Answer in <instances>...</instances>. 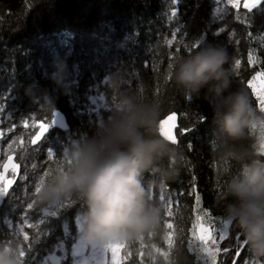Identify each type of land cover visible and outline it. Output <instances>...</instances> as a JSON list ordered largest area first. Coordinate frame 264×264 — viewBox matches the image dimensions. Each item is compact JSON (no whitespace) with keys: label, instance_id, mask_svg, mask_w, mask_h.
I'll return each instance as SVG.
<instances>
[{"label":"trees","instance_id":"obj_1","mask_svg":"<svg viewBox=\"0 0 264 264\" xmlns=\"http://www.w3.org/2000/svg\"><path fill=\"white\" fill-rule=\"evenodd\" d=\"M242 5L243 0L239 7L228 0H0V170L11 154L20 165L0 209V260L11 254L17 264H75L71 253L84 232V201L72 196L44 203L36 189L69 164L66 152L129 92L155 102L159 121L177 118L176 143H170L184 160L174 179L146 175L148 195L162 209L161 226L121 241V264H264L235 223H220L226 220L220 209L224 185L239 165L214 149L217 125L209 103L187 96L173 76L168 79L170 64L209 43L222 45L229 52L225 67L233 89L246 90L264 113L248 87L251 81L256 89L253 77L264 82V2L253 9ZM56 57L68 65L62 87L51 79ZM113 74L119 77L116 88ZM44 95L54 98V107L44 105ZM56 109L67 116V131L53 127ZM41 124L48 131L35 146ZM262 134L264 128L253 129L258 148ZM202 230L212 234L209 241H199Z\"/></svg>","mask_w":264,"mask_h":264},{"label":"clouds","instance_id":"obj_2","mask_svg":"<svg viewBox=\"0 0 264 264\" xmlns=\"http://www.w3.org/2000/svg\"><path fill=\"white\" fill-rule=\"evenodd\" d=\"M228 63L227 48L209 43L177 61L173 80L187 96L209 103L217 125L214 149L239 165L224 185L221 212L239 228L251 252L264 256V154L253 141V129L264 128V113L253 107L246 90L233 89ZM54 67L51 79L62 87L68 65L56 57ZM118 82L119 77L111 75L113 88ZM27 93L36 98L33 86ZM43 99L45 106L54 107L52 96ZM159 117L155 102L122 92L103 123L66 152L70 163L53 173L39 193L40 201L81 198L86 205L82 239L88 244L131 241L153 233L161 226L162 209L148 195L145 177L159 173L161 179H174L184 160L178 147L159 135ZM165 160L168 166L162 167ZM0 264L17 261L9 254Z\"/></svg>","mask_w":264,"mask_h":264},{"label":"snow or ice","instance_id":"obj_3","mask_svg":"<svg viewBox=\"0 0 264 264\" xmlns=\"http://www.w3.org/2000/svg\"><path fill=\"white\" fill-rule=\"evenodd\" d=\"M228 3L232 4L233 7H239L240 4H241V0H228ZM259 3H261V0H243V8L244 9H253L255 8ZM173 15H175V13H173ZM171 43V42H169ZM191 50V49H190ZM236 67H239V61H236ZM173 69H174V66L172 64L169 65V75H168V79H171L172 76H173ZM258 76L261 75L260 73L257 74ZM256 77H253V80H255ZM248 87L249 88H252V90L254 92H257V95L259 98V104L261 106V111H264V93H261L259 90H256L252 84L251 81H249V84H248ZM167 119H174V116H168ZM56 123L55 120L52 121V124L54 125ZM167 123V120H161L159 121V133L162 137H164L166 140H168L169 142L175 144L176 143V137L172 134H170L168 131H166L164 128H163V125ZM40 128H41V134L43 133V131L45 130L46 126L44 124H41L40 125ZM262 137H264V134L261 135ZM41 136L40 135H37L33 140H32V143L35 144L38 140H40ZM260 149L262 151V154H264V139L261 140L260 142ZM47 155L49 157H52L53 153H52V150L49 149L48 150V153ZM12 157L9 156L8 157V163H6L5 165H3V167L6 169V170H11L12 174L13 175H16L17 174V170L19 168V165L17 164H14L12 163ZM226 160V159H225ZM70 163V161H69ZM62 168V167H61ZM60 168V169H61ZM53 173L51 175L48 176V181L49 179L52 177ZM5 177H4V174L3 173H0V181H4ZM13 183V181L11 180H8L7 181V184L6 185H0V195H5L7 194V186H10L11 184ZM37 193L40 192V189L37 188L36 189ZM79 201H81L79 198H77ZM163 199V197L161 198ZM199 199V197L197 198ZM29 207H31V205H29ZM55 214V213H53ZM169 215H171V213H169ZM220 223H222L224 225L225 228H228L230 225H233L234 222L232 221H229V220H221ZM28 228H31L33 227L32 224H28L27 225ZM167 227L169 229H171L173 227V224L172 223H168ZM211 233H208L207 235L204 234V232H201V234L199 235L198 239L199 241H201L202 243L203 242H207L211 239ZM225 238V235L223 233L220 234V239L223 240ZM23 239L27 240L29 239V236H28V233L27 232H24L23 233ZM245 245H247V241L245 240L244 241ZM123 245L121 244H118V243H110L107 245V248L111 250V256H112V260H113V264H121V261H120V257H121V249H122ZM203 251L205 253H207L209 256L212 255L211 253V250L208 249L207 247H205L203 249ZM26 255V253L23 251L21 253V257H24Z\"/></svg>","mask_w":264,"mask_h":264},{"label":"water","instance_id":"obj_4","mask_svg":"<svg viewBox=\"0 0 264 264\" xmlns=\"http://www.w3.org/2000/svg\"><path fill=\"white\" fill-rule=\"evenodd\" d=\"M263 2H264V0H261V3H259L256 7H258V6H259L260 4H262ZM256 7H255V8H256ZM53 120L56 121V123H55L54 125L52 124L54 128L59 129V130H61V131H67V130L69 129V121H68V118H67V116L65 115V113H63V111H61V110H59V109H56V110L53 112L52 121H53ZM45 126H46V125H45ZM164 129H165L166 131H168L170 134H172V135L175 136V133H176V131H177V129H178L177 118L174 116V119H167V123H165V127H164ZM47 131H48V126H46V128H45V130L43 131L42 134H41V128L39 129V132L37 133V135H40L41 138H40V140H38V141L34 144L35 146H36V145H39V144L43 141V139H44V137H45ZM37 135H36V136H37ZM36 136H35V137H36ZM35 137H34V138H35ZM34 138H33V139H34ZM9 156H11V157L13 158V159H12V163L19 165L18 162H17V159H16V155H15V154H11V155H9ZM9 156H8V157H9ZM8 157L5 159L3 165H5L6 163H8ZM3 165H2V168H1V170H0V173H3V174H4L5 179H4V181H0V185H6L8 180L13 181V183H12L10 186H7V194H5V195H0V209L3 207L4 202H5V200H6L7 196H8V194H9V192H10L11 189L15 186V184L17 183V180H18V178H19V176H20V165H19V168H18V170H17V174L14 175V177L10 176V173H12L11 170H10V169H9V170H6V169L3 167Z\"/></svg>","mask_w":264,"mask_h":264},{"label":"rangeland","instance_id":"obj_5","mask_svg":"<svg viewBox=\"0 0 264 264\" xmlns=\"http://www.w3.org/2000/svg\"><path fill=\"white\" fill-rule=\"evenodd\" d=\"M256 89L264 93V82L259 78L254 80ZM202 232H204L202 230ZM121 244V241L113 242ZM108 244L93 243L88 244L84 239H79L72 249V256L75 264H113L111 250L107 248Z\"/></svg>","mask_w":264,"mask_h":264},{"label":"flooded vegetation","instance_id":"obj_6","mask_svg":"<svg viewBox=\"0 0 264 264\" xmlns=\"http://www.w3.org/2000/svg\"><path fill=\"white\" fill-rule=\"evenodd\" d=\"M10 176L14 177V175L12 173H10Z\"/></svg>","mask_w":264,"mask_h":264}]
</instances>
